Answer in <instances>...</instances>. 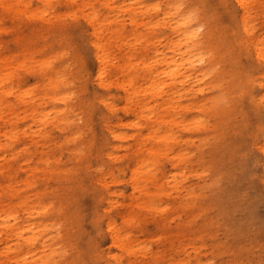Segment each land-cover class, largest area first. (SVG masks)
Instances as JSON below:
<instances>
[{"label": "rangeland", "instance_id": "obj_1", "mask_svg": "<svg viewBox=\"0 0 264 264\" xmlns=\"http://www.w3.org/2000/svg\"><path fill=\"white\" fill-rule=\"evenodd\" d=\"M245 2L0 0V264H264V0ZM189 58L186 82L159 75L148 97L165 137L140 140L150 121L123 90H151L146 60ZM53 77L58 92L44 90ZM32 107L61 112L42 123ZM143 154L154 162L134 188ZM22 222L40 225L33 243Z\"/></svg>", "mask_w": 264, "mask_h": 264}, {"label": "bare ground", "instance_id": "obj_2", "mask_svg": "<svg viewBox=\"0 0 264 264\" xmlns=\"http://www.w3.org/2000/svg\"><path fill=\"white\" fill-rule=\"evenodd\" d=\"M236 3L238 4V6L242 9L245 8V0H235ZM184 19H177L175 22H172L170 23V28L172 30L175 29L176 25H177V32H180L183 36H184V39L185 40H190L192 42H194L195 44H199V41H197L196 37H197V33H193L191 31H189L187 29V26H186V22L182 21ZM91 21V20H90ZM182 21V22H180ZM180 22V23H179ZM96 38V37H95ZM93 46H94V58L97 60V62L99 64H101L102 68L100 69V67L98 66L97 68V72H96V77H97V81H99L98 83L102 86L106 85V83L102 82V74H104V65H103V47H102V43L101 41L99 40H96L93 42ZM188 56H192L191 52H188L187 53ZM255 55L257 57H259L261 59V57L263 58L264 57V49L263 48H256L255 49ZM184 59V58H183ZM221 59V58H220ZM169 60H172V58H169ZM179 59L177 60H174L173 62L175 61H178ZM182 60V59H181ZM179 60V62H175V67L173 69H170L168 71L166 70H160L158 72H156V68H152V66L154 65V63L157 65L158 62L160 61L159 60H146L144 63H143V69L141 70V75L144 77L145 81H148L150 83V86L148 87L147 90L151 89L152 87L156 86L157 87V90H164V87H165V81H161L159 83H157V77L159 75H164L165 77H169L170 80H174L178 85H182L184 82H186L188 79H189V72L191 70L194 69L195 65L194 63L196 61H193L192 59H187L186 61H181ZM162 61H167V60H161ZM260 61V60H259ZM106 63H109L108 61H105ZM162 66V65H161ZM63 68V67H62ZM64 70V69H62ZM180 70L182 71L180 73ZM41 78V77H40ZM42 81V80H41ZM174 82V83H175ZM60 84V80L58 78H50V79H47L46 80V85L45 87H47L48 89H44V90H48V91H57V87H59L58 85ZM120 87H122L123 83H119ZM65 87V86H64ZM59 89V88H58ZM58 92V91H57ZM60 92V91H59ZM123 92L128 96V100L132 101V100H135L137 102V104L135 105V108H134V112H135V115L137 116V118H141V115L142 114H145V119L148 120V124L146 125V128H147V134L146 135H143L141 136L140 140H143L144 138H147V139H159V138H164L165 136L162 135V136H158L155 132H154V129H153V123H156V122H164V117H156L155 121L153 119H151V109L147 108L146 105L149 103L148 102V97L150 95V93H152V89L149 90V91H145L144 93H142L140 91V89H134L131 85H130V88L128 90H123ZM43 95H47V92H44L42 93ZM51 94V93H50ZM47 98H51L53 100H58V101H61V103L65 102L64 100V96H62V94H59V93H55V94H51V95H47L46 96ZM68 101V100H67ZM66 101V102H67ZM70 101V100H69ZM52 102V101H50ZM44 103V102H43ZM67 104V103H65ZM64 104V105H65ZM53 105V104H51ZM41 106V105H40ZM67 108V106L65 107ZM74 108V107H73ZM137 108V109H136ZM33 109V115H36L37 113V120H40V122L44 123V120H48V119H51V116L52 114L55 115L57 113H60V111H53L52 114H50V112L48 111H45V112H41V111H38L37 108L35 109L34 107H32ZM42 109V108H41ZM71 109V108H70ZM108 109V108H107ZM111 109V108H110ZM49 110V109H48ZM50 111V110H49ZM72 112V111H71ZM133 112V113H134ZM66 113V112H65ZM63 114V113H62ZM68 115V114H67ZM64 116V115H63ZM66 117V116H65ZM151 119V120H150ZM65 122V121H64ZM135 122V121H134ZM139 122V120H138ZM146 122V121H145ZM70 123V122H68ZM133 123V122H132ZM60 125V124H59ZM135 125V124H133ZM67 126V125H66ZM72 126V125H71ZM110 126V125H109ZM58 127V126H57ZM67 128V127H66ZM71 128V127H70ZM112 128V127H111ZM110 129V128H109ZM14 131V128H11L10 130H7L6 132L10 134L9 138L7 139L8 141L11 140L12 138H15V133H12ZM75 131V130H73ZM77 131V130H76ZM62 132V131H60ZM109 132V131H107ZM69 133V132H68ZM73 133V132H72ZM112 135L110 134V136L112 137H117L119 134L117 133H114L113 131H111ZM109 134V133H108ZM24 135H25V132H24ZM66 135V134H65ZM68 135V134H67ZM6 136V135H5ZM137 136V135H136ZM138 138V137H137ZM60 142V141H59ZM68 142V141H67ZM137 143V142H136ZM135 143V144H136ZM140 143V141H139ZM138 143V144H139ZM135 148V147H134ZM262 151L264 152V147L261 148ZM152 150V149H150ZM137 152V151H136ZM150 152V151H149ZM152 154V152H150ZM135 157V156H134ZM138 157V156H137ZM109 158V157H108ZM139 159H137L135 161V164H134V167L130 169V179H131V182H132V187H139L136 180L138 177H141L142 175H145V174H150V171L147 170V168H149V166L151 165V163L154 162V160H152V158L150 156H146L145 154L141 155L140 157H138ZM13 159V157H12ZM15 159V158H14ZM11 160V159H10ZM111 161V160H110ZM8 163V162H7ZM9 164V163H8ZM10 165V164H9ZM146 168L145 171H142V169ZM263 171V170H262ZM33 173V172H32ZM11 175V174H10ZM30 176V175H29ZM32 176V175H31ZM107 177V176H106ZM31 178V177H30ZM29 178V179H30ZM28 179V180H29ZM31 182V181H30ZM96 182V181H94ZM11 183V182H10ZM129 186V187H130ZM3 189V188H2ZM9 190V189H8ZM14 190V189H13ZM96 190V189H95ZM11 194V193H10ZM19 196V195H18ZM108 197V196H107ZM39 198V197H38ZM14 201V200H13ZM12 201V202H13ZM16 201V200H15ZM37 201V200H36ZM23 204H25V202H27L26 200H22L21 201ZM39 202V201H38ZM51 202V201H50ZM7 203V202H6ZM9 203V202H8ZM14 203V202H13ZM45 203V202H44ZM107 204V203H106ZM113 204V203H112ZM26 206V205H24ZM61 206V205H60ZM106 206V205H105ZM116 206V205H115ZM15 207V206H14ZM37 207V206H36ZM39 207V206H38ZM108 207V206H107ZM9 208V207H8ZM53 208V207H52ZM55 208V207H54ZM53 208V209H54ZM100 208V207H99ZM27 209V208H26ZM25 209V210H26ZM37 211V210H36ZM39 211V210H38ZM53 211V210H52ZM55 211V210H54ZM63 211V210H61ZM26 212V211H24ZM29 212V211H28ZM7 213H9V211L7 210ZM57 213V212H56ZM60 213V211H59ZM97 213V212H96ZM65 215V214H64ZM75 215V214H74ZM23 216V215H22ZM45 216V215H44ZM107 216V215H106ZM1 217V216H0ZM64 218V217H63ZM100 218V217H99ZM12 219H14V217H12ZM27 219V218H26ZM49 220V219H48ZM70 220V219H69ZM68 220V221H69ZM7 221V220H6ZM42 221V220H41ZM26 222V221H25ZM21 223V222H20ZM23 223V222H22ZM61 223V222H60ZM25 226L26 229H24V231L20 232V233H17L16 236H18L19 238H21V240L25 241L26 243H33L34 239H35V233L37 230H39V226L40 225H34V222H31V223H23ZM58 224V223H56ZM20 225V224H19ZM69 225V224H68ZM106 225V224H105ZM18 226H14V223L13 224H5L4 226H2L3 230L4 228H7V229H10V230H13V229H16ZM22 227V228H24ZM66 227V226H65ZM71 227V226H70ZM107 227L106 230H108L111 234V236H109V234H107V236L110 237L111 241L113 242L112 244L114 245H117V248L118 246L120 248H124V249H127V243L123 241V238L121 236H119L112 228L111 224L110 223H107V225L105 226V228ZM119 227V226H118ZM36 228V229H35ZM62 228V227H61ZM6 229V230H7ZM104 229V228H103ZM26 230L30 231L31 233H29L30 235L26 236L24 235V237L22 236V234L24 232H26ZM56 230V229H55ZM58 230V229H57ZM11 232V231H10ZM14 232V230H13ZM49 232V231H47ZM41 233V232H40ZM38 233V234H40ZM120 233V232H119ZM97 234V233H95ZM66 235V234H65ZM64 235V236H65ZM98 235V234H97ZM125 236V235H124ZM38 239V238H37ZM22 241V242H23ZM67 241V240H66ZM110 241V243H111ZM53 243V242H52ZM56 243V242H54ZM23 244V243H22ZM38 244V243H37ZM65 244V243H64ZM40 245V244H39ZM52 245V244H51ZM24 246V245H23ZM63 246V245H62ZM61 246V247H62ZM74 246V245H73ZM110 246V245H109ZM108 246V247H109ZM21 247V246H20ZM34 247V246H33ZM36 247V246H35ZM113 247V246H112ZM125 251V250H124ZM126 252V251H125ZM107 253V252H106ZM96 254V253H95ZM113 255V253H111ZM110 254V255H111ZM123 254V253H122ZM78 255V254H77ZM97 255V254H96ZM109 255V256H110ZM35 257V256H34ZM79 257V256H78ZM98 257V256H97ZM106 257V256H105ZM114 257V256H113ZM112 257V258H113ZM102 258V257H101ZM111 258V257H109ZM100 259V258H99ZM116 259V258H115ZM110 261V260H109ZM106 262V261H105ZM133 262V261H132ZM104 263V262H103ZM111 263V262H109ZM134 263V262H133ZM112 264V263H111ZM128 264V263H127Z\"/></svg>", "mask_w": 264, "mask_h": 264}]
</instances>
